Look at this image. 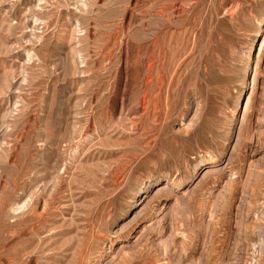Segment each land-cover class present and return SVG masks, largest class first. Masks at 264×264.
<instances>
[{"label":"rangeland","instance_id":"rangeland-1","mask_svg":"<svg viewBox=\"0 0 264 264\" xmlns=\"http://www.w3.org/2000/svg\"><path fill=\"white\" fill-rule=\"evenodd\" d=\"M0 264H264V0H0Z\"/></svg>","mask_w":264,"mask_h":264},{"label":"bare ground","instance_id":"bare-ground-1","mask_svg":"<svg viewBox=\"0 0 264 264\" xmlns=\"http://www.w3.org/2000/svg\"><path fill=\"white\" fill-rule=\"evenodd\" d=\"M262 48V47H261ZM145 109V108H144ZM240 207V206H239ZM244 220V219H243Z\"/></svg>","mask_w":264,"mask_h":264}]
</instances>
